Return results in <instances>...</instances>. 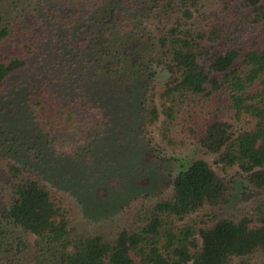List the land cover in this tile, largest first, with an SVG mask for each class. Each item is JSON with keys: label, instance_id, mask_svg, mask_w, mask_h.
<instances>
[{"label": "trees", "instance_id": "16d2710c", "mask_svg": "<svg viewBox=\"0 0 264 264\" xmlns=\"http://www.w3.org/2000/svg\"><path fill=\"white\" fill-rule=\"evenodd\" d=\"M207 1L136 0L129 5L128 12L135 5L147 10L136 18L146 14L152 20L157 14L169 19L159 29L158 48L148 65L166 69L170 77L141 96L139 126L149 133L160 123L166 147L198 143L215 154L217 163L237 166L252 188L245 193L252 201L239 216L210 221L194 217L203 209L230 205L235 189L234 179L222 177L200 157L179 169L169 196L116 237L71 228L46 182L51 172L62 169L51 149L60 147L79 159L85 152L90 162L114 120L106 97L128 94L125 84L132 86L137 72L149 68L138 62L136 71L131 62L126 64L130 49L120 45L115 31L123 24L118 6L106 11L104 27L89 23L76 37L68 30L66 42L74 37L78 46L65 62L49 57L32 41L17 42L0 2V161L12 180L0 223L8 221L34 234L42 264H233L237 258L248 264L255 255L264 257V44L246 51L217 47L244 26L264 22V0H243L239 10L220 0L215 12L204 10ZM27 70L39 78L29 79L24 110L12 81ZM110 151L106 144L100 156ZM88 176L80 181L94 189L99 178Z\"/></svg>", "mask_w": 264, "mask_h": 264}, {"label": "rangeland", "instance_id": "374dc122", "mask_svg": "<svg viewBox=\"0 0 264 264\" xmlns=\"http://www.w3.org/2000/svg\"><path fill=\"white\" fill-rule=\"evenodd\" d=\"M119 1L0 0L6 21L17 31V42L32 41L41 47L42 52L49 54V57H57L65 62L73 59V50H77L78 39L74 37L78 31H86L85 27L89 23L94 28L104 27L106 11L118 6L117 13L123 24L122 29L116 26L115 31L121 40L120 45L130 49L127 50L126 64L131 62L136 71L138 62L145 63L149 68H142L137 72L132 86L125 84L128 94L124 92L116 96L113 93L106 97L114 120L105 142L99 144L100 149L93 152L90 162H86L88 156H85V152L81 156L83 158L79 159L80 157L67 153L68 150L63 151L59 146H52V157L61 162L62 169L57 168L55 172H51L52 178H48L46 182L56 192L57 200L65 209L71 228L76 233L116 237L123 228L136 226L144 210L172 193L173 177L179 169L200 157L206 158L222 177L234 179L235 189L230 205L218 210L203 209L193 216L209 221L223 216H239L252 201L245 197V193H250L252 188L237 166L224 167L217 163L215 154L206 151L198 143L166 147L161 139L160 123L149 133L139 126L141 96L146 91L149 94L159 89L170 77L166 69L148 65L149 58L158 48L159 29L165 28L169 19L161 20L157 14L153 15L152 20L144 18L146 14L136 18L147 10H140L135 5V10L128 12L129 5H133L136 0H130L129 3V0L125 3ZM219 1L208 0L204 10L211 9V12H215L220 5ZM227 1L236 10L243 7V0ZM200 20L201 17H197V21ZM68 30L74 35L70 43L66 42ZM118 42L115 44L120 46ZM83 44L85 43L81 42L79 46L84 47ZM263 44L264 22L244 26L231 40L221 41L217 47L222 50L241 47L246 51L252 46ZM75 69L79 70L80 66ZM150 70L156 73H151ZM38 78L35 72L27 70L16 75L12 81V91L25 102L19 105L24 110L28 108L29 79ZM126 110L129 113L125 114ZM126 115V119H122ZM70 138L75 139L74 136ZM106 144L111 151L102 158L100 151H103ZM2 163L0 161V212L12 194V180ZM90 173L99 178L94 189L89 188L90 184L85 185L80 181L83 177L87 179ZM76 178H79V182ZM42 259L35 248L34 234L8 221L0 223V264H42ZM255 263H264V257L255 255L248 259V264ZM233 264L242 262L237 258Z\"/></svg>", "mask_w": 264, "mask_h": 264}]
</instances>
